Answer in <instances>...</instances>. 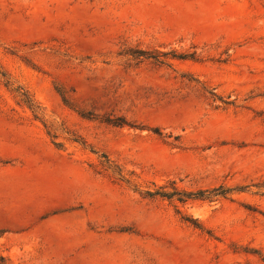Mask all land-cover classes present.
Instances as JSON below:
<instances>
[{"label": "rangeland", "instance_id": "1", "mask_svg": "<svg viewBox=\"0 0 264 264\" xmlns=\"http://www.w3.org/2000/svg\"><path fill=\"white\" fill-rule=\"evenodd\" d=\"M0 264H264V0H0Z\"/></svg>", "mask_w": 264, "mask_h": 264}]
</instances>
